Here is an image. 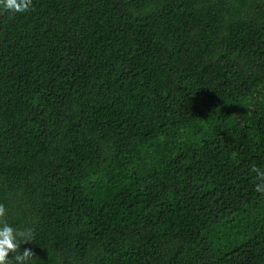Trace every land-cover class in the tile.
<instances>
[{"label": "trees", "instance_id": "obj_1", "mask_svg": "<svg viewBox=\"0 0 264 264\" xmlns=\"http://www.w3.org/2000/svg\"><path fill=\"white\" fill-rule=\"evenodd\" d=\"M253 166L264 0L0 9V204L28 264H264Z\"/></svg>", "mask_w": 264, "mask_h": 264}, {"label": "clouds", "instance_id": "obj_2", "mask_svg": "<svg viewBox=\"0 0 264 264\" xmlns=\"http://www.w3.org/2000/svg\"><path fill=\"white\" fill-rule=\"evenodd\" d=\"M0 9L13 14H24L33 9V0H0ZM251 171L256 173L258 181L254 191L264 195V169L253 166ZM5 215L6 209L0 204V264H28L36 254L31 248H24L21 252L20 245L32 242L31 230L14 229L3 219Z\"/></svg>", "mask_w": 264, "mask_h": 264}]
</instances>
